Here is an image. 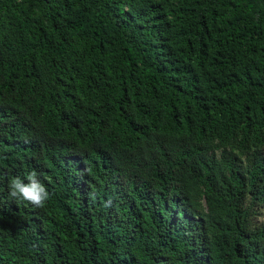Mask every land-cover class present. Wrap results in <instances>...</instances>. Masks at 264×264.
<instances>
[{
  "label": "trees",
  "instance_id": "16d2710c",
  "mask_svg": "<svg viewBox=\"0 0 264 264\" xmlns=\"http://www.w3.org/2000/svg\"><path fill=\"white\" fill-rule=\"evenodd\" d=\"M263 208L264 0H0V264H264Z\"/></svg>",
  "mask_w": 264,
  "mask_h": 264
},
{
  "label": "clouds",
  "instance_id": "9594fccd",
  "mask_svg": "<svg viewBox=\"0 0 264 264\" xmlns=\"http://www.w3.org/2000/svg\"><path fill=\"white\" fill-rule=\"evenodd\" d=\"M8 189L9 197L28 201L36 207H43L50 195L36 171L27 173V183L20 177L10 179Z\"/></svg>",
  "mask_w": 264,
  "mask_h": 264
},
{
  "label": "rangeland",
  "instance_id": "374dc122",
  "mask_svg": "<svg viewBox=\"0 0 264 264\" xmlns=\"http://www.w3.org/2000/svg\"><path fill=\"white\" fill-rule=\"evenodd\" d=\"M260 219H263L264 220V208H263L262 215L260 216Z\"/></svg>",
  "mask_w": 264,
  "mask_h": 264
}]
</instances>
